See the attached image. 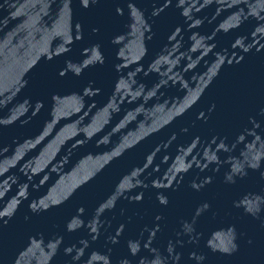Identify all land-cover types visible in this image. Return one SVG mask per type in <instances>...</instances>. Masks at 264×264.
I'll list each match as a JSON object with an SVG mask.
<instances>
[{"label":"water","instance_id":"obj_1","mask_svg":"<svg viewBox=\"0 0 264 264\" xmlns=\"http://www.w3.org/2000/svg\"><path fill=\"white\" fill-rule=\"evenodd\" d=\"M234 0H0V208L145 98Z\"/></svg>","mask_w":264,"mask_h":264}]
</instances>
